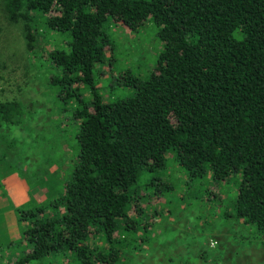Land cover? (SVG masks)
I'll return each mask as SVG.
<instances>
[{
  "label": "trees",
  "instance_id": "obj_1",
  "mask_svg": "<svg viewBox=\"0 0 264 264\" xmlns=\"http://www.w3.org/2000/svg\"><path fill=\"white\" fill-rule=\"evenodd\" d=\"M0 3L10 22L22 21L28 49L55 37L43 48L54 70L47 83L77 122L63 191L17 215L26 246L9 264L121 262L149 239L153 208L142 203L170 188L169 160L188 181L217 186L208 202L221 205L218 184L230 183L223 214L252 225L264 246V0ZM110 20L133 31L156 25L162 48L144 76L108 70ZM22 113L20 102L0 100V126Z\"/></svg>",
  "mask_w": 264,
  "mask_h": 264
},
{
  "label": "rangeland",
  "instance_id": "obj_2",
  "mask_svg": "<svg viewBox=\"0 0 264 264\" xmlns=\"http://www.w3.org/2000/svg\"><path fill=\"white\" fill-rule=\"evenodd\" d=\"M156 28L151 20L134 31L110 20L115 59L108 70L130 68L136 75L147 74L162 48ZM54 38L39 39L34 51L28 49L22 21L10 22L0 3V100H16L23 109L19 122L0 126V264H9L26 246L24 221L17 215L57 198L73 168L77 122L70 121L69 108L60 113L47 83L54 70L43 48ZM163 172L170 188L142 203L153 208L149 239L117 264H264L257 230L223 214V204L228 205L234 193L230 183L218 184L223 189V203L218 205L204 197L208 187L217 189L207 178L188 181L187 172L172 160Z\"/></svg>",
  "mask_w": 264,
  "mask_h": 264
}]
</instances>
